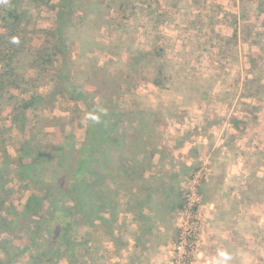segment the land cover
<instances>
[{
    "label": "rangeland",
    "instance_id": "obj_1",
    "mask_svg": "<svg viewBox=\"0 0 264 264\" xmlns=\"http://www.w3.org/2000/svg\"><path fill=\"white\" fill-rule=\"evenodd\" d=\"M96 1L90 7L91 17L74 9L72 0L12 2L20 15L12 23L18 25L26 47H41V30L56 29L59 23H64L65 30L70 20L77 23L70 34L77 43L79 37L106 42L116 32L119 55L137 64L129 74L131 89L137 85V95L150 102L158 98L166 106L154 120L158 130L152 141V148L157 146L162 153L153 156L141 175L127 167L130 162L123 164L127 174L120 185L129 183L131 195L118 202L113 227L117 232L107 237L91 233L89 225L76 227L79 235L91 233L88 245L95 248L85 264H264V122H253L240 131L231 122L234 117L243 119L247 107L241 103H264V91L257 90V81L264 85L263 17L248 32L238 30L233 19L220 12L222 8L237 15V0H181L179 8L163 0H118L110 7V0ZM123 1L129 3L121 10ZM127 8L134 12L132 17ZM145 31H149L147 37ZM235 34L233 41L222 39ZM155 36L160 40L157 44ZM132 42L133 47L146 50L145 59L132 54ZM223 43L225 52L218 55V45ZM96 59L107 61L108 57ZM31 61L30 53H22L21 73L25 80L33 78L29 93H42L44 82L34 84L37 72ZM155 78L162 86L152 83ZM202 81L211 85V98L194 104L193 98L185 97L191 96L193 82L202 85ZM86 89L84 93L95 98L94 88ZM176 96L183 98L174 100ZM45 113L59 118V124L44 127L46 132L54 133L55 139L70 133L76 146L82 142L78 118L59 110ZM5 137L0 148L7 145L14 156L22 137L13 130ZM8 187L16 190L14 182ZM27 195L22 198L16 192L15 207ZM251 195L254 201L249 207ZM56 221L63 223L60 218ZM119 237L128 243L127 248L118 249L110 242Z\"/></svg>",
    "mask_w": 264,
    "mask_h": 264
},
{
    "label": "trees",
    "instance_id": "obj_2",
    "mask_svg": "<svg viewBox=\"0 0 264 264\" xmlns=\"http://www.w3.org/2000/svg\"><path fill=\"white\" fill-rule=\"evenodd\" d=\"M15 1L0 0V143L4 144L11 130L22 137L14 156L9 154L7 145L0 148V264H85V259H92L91 252L95 249L88 245L89 235L97 232L113 236L118 202L131 195L129 183L120 185L127 174L123 164L130 162L125 166L141 175L151 166L153 156L162 153L157 146L152 148V141L158 130L154 120L162 116L159 109L166 106L158 98L150 102L144 95H137L134 91L137 85L131 89L129 74L137 64L119 55L120 39L116 32L106 42L79 37L77 43L70 40L77 25L70 20L65 30L64 23H59L56 29L41 30L40 36H44L41 47H26V39L17 31L18 25L12 23L20 17L12 4ZM116 1L110 0L107 5L110 7ZM180 1L163 0L173 8H179ZM96 2L72 0V6L83 17H91L90 7ZM237 2V15L219 9L224 17L233 19L238 30L246 28L252 32L251 27L261 17L264 23V0ZM126 3L129 1L121 2V10ZM126 10L131 17L134 15L130 8ZM148 33L145 31L144 37ZM235 38L236 34L232 38L222 37L225 42ZM155 42H160L156 36ZM223 47L224 43L218 45V55L225 52ZM130 48L132 54L145 59L146 50L133 47V42ZM26 52L31 54L37 72L34 84L44 82L42 93L28 91L33 78L24 79L20 63L22 53ZM99 56L108 60H97ZM104 67H107L106 73ZM19 76L21 79H16ZM172 77L170 70L166 77L169 84ZM207 81H202V85L189 84L191 96L185 98H193L194 104L208 102L211 85H206ZM161 82L157 78L152 81L155 86H162ZM257 82V90L264 91L261 81ZM89 86L94 88L95 98L84 93ZM182 98L176 96L174 100ZM263 104L241 103L247 109L243 119L232 118L233 128L240 131L253 122H264ZM53 110L80 120L83 140L78 146L70 133L55 139L54 133L45 131L59 124L58 117H47L45 113ZM30 111L31 119L28 118ZM11 182L16 190L8 187ZM16 192L22 198L28 195L15 207ZM250 199L249 207L254 201L252 195ZM59 218L63 223H54ZM82 225L90 226L89 235L77 233L76 227ZM121 239L111 238L110 242L118 249L128 246ZM261 247L264 248V243Z\"/></svg>",
    "mask_w": 264,
    "mask_h": 264
}]
</instances>
